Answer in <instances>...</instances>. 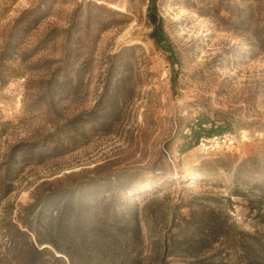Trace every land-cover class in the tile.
<instances>
[{
  "label": "rangeland",
  "instance_id": "rangeland-1",
  "mask_svg": "<svg viewBox=\"0 0 264 264\" xmlns=\"http://www.w3.org/2000/svg\"><path fill=\"white\" fill-rule=\"evenodd\" d=\"M158 12L163 48L146 0H0V264H71L33 245L89 182L92 205L148 203L154 232L66 245L75 264H264V0ZM206 117L231 131L182 153Z\"/></svg>",
  "mask_w": 264,
  "mask_h": 264
},
{
  "label": "trees",
  "instance_id": "trees-1",
  "mask_svg": "<svg viewBox=\"0 0 264 264\" xmlns=\"http://www.w3.org/2000/svg\"><path fill=\"white\" fill-rule=\"evenodd\" d=\"M146 1L148 2V21L153 26L151 37L159 47L163 48L169 44V38L163 27V18L158 12V0ZM230 131V126L224 120H215L211 117L197 120L190 127L188 141L183 145L181 151L186 153L198 146L201 139L223 136ZM90 185L89 182L77 187L76 192H69V197L63 206L59 207L56 214L52 215L44 224L43 238H38V245H33L35 253L45 254L62 261V257L56 255L58 252L66 255L71 264H75L74 256L66 245L69 246L81 240V245L93 244L105 249L110 248L116 239L108 238L106 229L124 234V230L131 228L132 234L137 236V244L144 248L146 242L144 231L154 232L150 217L155 210L148 203L142 209L139 202H132V199L121 200L115 194H109V201H107V197L101 203L97 202L98 204L92 205L91 198L87 193V187ZM131 195L134 196L135 193ZM122 206H124V210ZM184 219L187 222V218ZM174 237L178 239L173 242L174 246L176 249L182 250L188 245V228H182ZM44 244L50 245L52 249L50 247L42 248ZM165 244L166 251L169 247L168 238H165ZM108 250L110 252L111 249ZM137 254L133 264H147L148 260L151 262L154 260V256L146 258L142 252Z\"/></svg>",
  "mask_w": 264,
  "mask_h": 264
}]
</instances>
